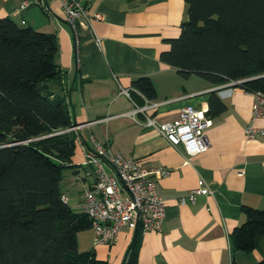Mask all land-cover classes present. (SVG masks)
<instances>
[{"label":"crops","instance_id":"crops-1","mask_svg":"<svg viewBox=\"0 0 264 264\" xmlns=\"http://www.w3.org/2000/svg\"><path fill=\"white\" fill-rule=\"evenodd\" d=\"M43 1L42 6L23 10L22 0H0V18L56 39L54 61L63 77L71 122L77 127L70 180L84 176L80 165L90 136L124 158L169 171L164 178L156 177V190L165 204L162 230L139 234L136 264H259L264 260V236L256 237L250 253L234 250L230 242L233 230L245 220L244 207L264 210V138L245 135L249 126L264 128V119L252 120V95L227 84L213 85L195 74L182 76L159 60L169 49L164 40L177 38L187 19L185 0H79L90 17L100 16L92 20V28L102 40L101 49L86 30L80 31L76 45L60 4ZM140 77L151 80L154 98L144 99L133 91L132 81ZM121 89L133 92L135 101L120 94ZM213 94L223 105L220 113H216L217 103L210 107ZM133 104L147 106L146 115L158 122L173 121L186 106L207 108L208 149L186 158L156 130L145 127L142 114L125 115ZM200 182L213 194L198 196L193 205H180L178 199ZM76 183L81 213L84 184ZM134 234L124 228L114 244L94 246L93 231L88 229L77 233L78 251H92L107 264H123Z\"/></svg>","mask_w":264,"mask_h":264},{"label":"trees","instance_id":"trees-1","mask_svg":"<svg viewBox=\"0 0 264 264\" xmlns=\"http://www.w3.org/2000/svg\"><path fill=\"white\" fill-rule=\"evenodd\" d=\"M185 2L187 19L177 38L164 40L169 49L159 60L182 76L264 92V0ZM56 52L54 35L0 18V264H107L78 251L77 233L91 224L62 200V171L71 168L77 134L66 132L73 124ZM132 89L144 99L155 96L147 77L133 80ZM214 102L220 113L215 94L210 107ZM242 212L230 242L250 253L264 236V210ZM134 232L123 264H136L139 224Z\"/></svg>","mask_w":264,"mask_h":264},{"label":"built area","instance_id":"built-area-1","mask_svg":"<svg viewBox=\"0 0 264 264\" xmlns=\"http://www.w3.org/2000/svg\"><path fill=\"white\" fill-rule=\"evenodd\" d=\"M61 7L66 22L70 25L76 45L81 30L90 32L94 44L101 49L102 40L95 35L92 20L79 0H56ZM43 0H22L21 8L42 6ZM236 83L227 84L232 87ZM120 94L128 99L129 90L121 89ZM252 120L264 119V92L252 93ZM131 100V99H130ZM147 106L133 104L126 116L132 118L137 114L145 117L144 126L156 130L165 141L186 158L201 154L208 149L209 143L205 130L211 120L207 108L186 106L176 119L170 122H158L146 115ZM72 127L66 132L76 131ZM248 139L256 136L264 138V128L249 126L245 129ZM187 159V160H188ZM83 178L74 176L76 182L84 184L82 192L81 213L87 216L93 231V245L110 246L116 242L124 228L135 230L139 224L142 232H160L165 219V204L156 190V177L164 178L169 171L162 168H148L135 158H124L110 150L108 144L101 143L90 136V147L84 155L81 165ZM83 181V182H82ZM89 181V182H88ZM213 190L203 182L178 199L180 205L195 204L196 198L212 195ZM63 202L67 197L62 196Z\"/></svg>","mask_w":264,"mask_h":264},{"label":"rangeland","instance_id":"rangeland-1","mask_svg":"<svg viewBox=\"0 0 264 264\" xmlns=\"http://www.w3.org/2000/svg\"><path fill=\"white\" fill-rule=\"evenodd\" d=\"M70 172L68 169L62 171V181L60 184L61 192L69 199V207L76 213L80 210L78 206V195L80 191V186H78L75 181L70 180Z\"/></svg>","mask_w":264,"mask_h":264},{"label":"water","instance_id":"water-1","mask_svg":"<svg viewBox=\"0 0 264 264\" xmlns=\"http://www.w3.org/2000/svg\"><path fill=\"white\" fill-rule=\"evenodd\" d=\"M71 89H72V88H70V91H69V92H71ZM74 125H75V124H74ZM8 145H12V144H8ZM8 145H4V146H8Z\"/></svg>","mask_w":264,"mask_h":264}]
</instances>
